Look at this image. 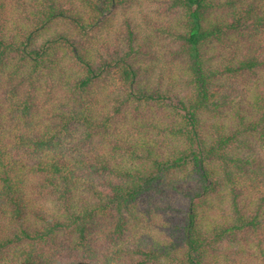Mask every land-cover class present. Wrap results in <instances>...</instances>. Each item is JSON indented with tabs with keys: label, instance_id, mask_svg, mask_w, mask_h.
<instances>
[{
	"label": "trees",
	"instance_id": "1",
	"mask_svg": "<svg viewBox=\"0 0 264 264\" xmlns=\"http://www.w3.org/2000/svg\"><path fill=\"white\" fill-rule=\"evenodd\" d=\"M0 264H264V0H0Z\"/></svg>",
	"mask_w": 264,
	"mask_h": 264
}]
</instances>
